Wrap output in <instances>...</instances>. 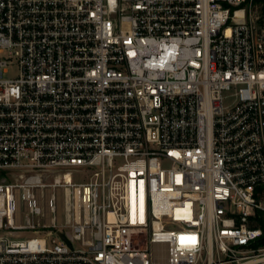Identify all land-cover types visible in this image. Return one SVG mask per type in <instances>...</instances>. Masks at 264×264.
I'll return each instance as SVG.
<instances>
[{"label":"built area","instance_id":"obj_1","mask_svg":"<svg viewBox=\"0 0 264 264\" xmlns=\"http://www.w3.org/2000/svg\"><path fill=\"white\" fill-rule=\"evenodd\" d=\"M262 240L264 0H0V264Z\"/></svg>","mask_w":264,"mask_h":264},{"label":"rangeland","instance_id":"obj_2","mask_svg":"<svg viewBox=\"0 0 264 264\" xmlns=\"http://www.w3.org/2000/svg\"><path fill=\"white\" fill-rule=\"evenodd\" d=\"M18 75V72H17V70H15V69H12L10 72H9V74H8V76H17Z\"/></svg>","mask_w":264,"mask_h":264},{"label":"trees","instance_id":"obj_3","mask_svg":"<svg viewBox=\"0 0 264 264\" xmlns=\"http://www.w3.org/2000/svg\"><path fill=\"white\" fill-rule=\"evenodd\" d=\"M260 243L263 245L264 244V240H262Z\"/></svg>","mask_w":264,"mask_h":264},{"label":"water","instance_id":"obj_4","mask_svg":"<svg viewBox=\"0 0 264 264\" xmlns=\"http://www.w3.org/2000/svg\"><path fill=\"white\" fill-rule=\"evenodd\" d=\"M61 235L65 238L64 234H61Z\"/></svg>","mask_w":264,"mask_h":264},{"label":"snow or ice","instance_id":"obj_5","mask_svg":"<svg viewBox=\"0 0 264 264\" xmlns=\"http://www.w3.org/2000/svg\"><path fill=\"white\" fill-rule=\"evenodd\" d=\"M183 239V238H182Z\"/></svg>","mask_w":264,"mask_h":264}]
</instances>
